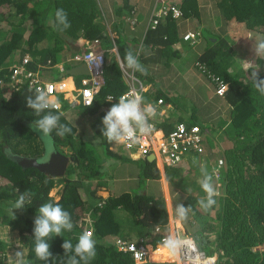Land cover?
Instances as JSON below:
<instances>
[{
    "label": "trees",
    "instance_id": "1",
    "mask_svg": "<svg viewBox=\"0 0 264 264\" xmlns=\"http://www.w3.org/2000/svg\"><path fill=\"white\" fill-rule=\"evenodd\" d=\"M194 2L196 0L182 1L183 14L184 11L186 15L191 13L195 8ZM223 2L227 19H234L264 37V0ZM60 8L66 11L71 25L63 32L54 27L55 12ZM102 9L99 0H0V21L7 25L6 29L0 28V225L6 224L18 231V241L26 250L23 258L27 264H62L64 250L61 244L64 239L75 245L84 231H90L96 241V256L88 264H135L129 253L118 250L115 245L118 237L132 240L118 220L120 212L126 213L136 224L149 228L151 232L144 239L152 244L167 232L169 213L163 196L127 191L111 192L104 198L97 195L96 188L89 189L92 180L96 179L97 185H102L101 179L105 178L102 177L104 160L101 157L106 156L108 142L102 137L101 121L106 111L116 103L109 101L107 96H118L128 89L116 58L106 62L104 83L94 95L92 104L77 105L82 115L91 117L88 122L93 135L100 137L97 146L77 138V127L66 114L70 105L60 97L61 108L51 111L60 115V123L70 127L72 132L61 138L53 131L52 138L53 149L70 157L65 175L49 177L34 167H21L9 156L8 150L33 158H42L47 152L37 134L29 129L30 122L38 117L26 106V96L35 92L24 82L9 84L10 67L19 64L26 54L33 60L29 63L32 69H36L38 64L45 65L48 60L54 64L58 55L68 47L66 39L68 42L80 38L105 39L102 35ZM157 28L149 33L162 32L160 27ZM225 39L219 36L218 48H212L210 57L202 54L199 60L208 80H211L209 75H214L226 83L221 97L230 107L225 137L232 144L223 154L221 191L214 197L216 204L208 211L199 207L197 202L200 198L196 196H187L183 204L191 206V214L200 229L216 233L212 243L202 238L198 245L209 255L216 256V264H264V249L255 248L264 244V95L256 90L249 77L250 71L258 67L259 76L264 78V57L250 54L246 65L238 69L231 51L226 49L228 43ZM215 41H218L217 36ZM122 44L123 41L120 44L117 39L121 57L127 51L136 54L128 43ZM134 73L145 80L146 75ZM75 83L77 87L81 86L79 76L75 77ZM212 84L215 89L216 84ZM214 140L209 139L208 143L213 144ZM100 144L105 145L101 157L95 153ZM113 160L119 161L120 165L123 160L134 162L144 179L160 176L155 163L146 158L116 157ZM57 186L60 193L55 200L50 192ZM17 189L29 191L31 199L23 210H15L14 219L10 208L19 195ZM49 202L58 203L68 211L74 227L71 231L65 230L62 236L49 238L53 257L50 261H41L34 252L33 219L37 209ZM156 226L162 232L154 233ZM198 232L203 235L196 230L192 236ZM205 242L208 248L204 247ZM6 247L7 243L0 238V264H14L9 262ZM151 255L155 260L172 258L161 246Z\"/></svg>",
    "mask_w": 264,
    "mask_h": 264
},
{
    "label": "crops",
    "instance_id": "2",
    "mask_svg": "<svg viewBox=\"0 0 264 264\" xmlns=\"http://www.w3.org/2000/svg\"><path fill=\"white\" fill-rule=\"evenodd\" d=\"M103 1H106L104 4V9H102L103 13L104 11L106 12L104 14V18H106V24H104V20L101 23L103 24L104 30L102 35L105 37V39H101V37L95 39H99V47L104 52L106 61L116 58L118 63H120L121 55L116 45L117 39H120L118 37L119 34L124 38L122 45L128 43L127 45L130 46L131 50H136L135 55L138 59H140L141 64L147 69L145 80L140 79L135 74V76L140 79L142 84L147 88V93H145L143 97V103L144 105L151 104L156 109L155 116L152 117L149 122H153L156 127L166 132L170 130L177 121L184 120L181 117V111L184 108L182 105L185 104H178V106H174L172 104V102L175 101L178 96L184 97L182 100L189 99L192 101L191 98H195L196 100L198 99V105H203L205 103L204 99L209 98V111H200L198 113V115H200L199 119L203 120V122L209 120L211 109L213 113H217L218 117H220V114H222L223 111L230 110L229 105L225 103L221 97L222 95H218L215 92L214 87L211 89L209 94L204 95V91L201 93L200 88L199 90L196 89L197 85H191L183 78L184 73L189 71L192 66L199 67L200 57L203 52H205V50L207 52L212 51V48L206 47V49L202 50L204 47H201L203 41H215V38L208 37L204 30L209 26H211V29L213 30L212 33L215 36L219 35L221 38H226L225 41L228 43V48L226 49L231 51L233 61L238 64V69L239 67L241 69V66L246 65L245 62L246 58L248 57H246L247 55H245V53L246 51L248 52L252 50L253 41L257 38V34H259V32L246 28L244 25L236 22L234 19H227V15L223 11L224 0H196V7L191 9V13L186 15L185 11L184 14L182 11V16L177 18L172 16L162 17V19L159 21V24L157 25V27L161 28L162 32H158L157 34L153 32L149 33L153 29H150L148 25L152 10L155 8V6L159 5V2L162 3L160 0ZM181 3L182 2H180V4ZM221 11L225 17H218ZM138 15H141V19L139 18L141 21H139ZM123 19L125 23L121 24ZM188 31L201 32L199 39L193 45L189 44L188 41L183 40V35ZM92 40H85L81 38L76 40V43H80L78 52H82L86 48L87 43ZM65 49L67 51H71L68 47ZM71 52L75 53L77 51H75L74 48V50ZM243 54L245 57L241 56ZM69 59L68 62L72 63V66L80 64V62H72ZM54 64L55 65L47 67L41 71L42 75L48 80H57L65 76L63 75V71L60 70V66L62 64L59 62ZM62 66L64 71L70 67L69 64H67V66ZM53 69H57L56 74L52 72ZM195 76H197L198 80L202 82L200 79V74L197 73V71H195ZM75 77L77 76H73L72 78L74 81ZM155 78L169 81V83H160V89L154 84ZM173 86H177V88L175 90L169 91V89H171ZM192 86L195 87V89H193ZM157 88L161 93L156 90ZM158 98H162L163 103L158 104ZM66 112L67 117L70 118L69 120L71 122L72 120L74 121L72 123L77 127L78 132L84 130L85 127L90 124L88 120H91V117L82 115L78 110L77 105L68 107ZM190 114L191 112H189V115ZM193 119L197 120L196 117ZM222 124L226 125V120ZM202 129L205 136V129ZM212 143L213 144L208 143V140L205 138V153L202 156L196 157L194 154H189L185 156L179 164L174 166L167 164L163 167L162 165H155L160 174L159 178L144 179L141 176L148 184L144 187L145 189H155V187L157 189H161L162 193L159 196H163L166 200V207L169 212V224L171 225L169 226L170 233H173V220L180 230L188 233L191 236L194 232L190 234L189 229L201 231L204 236L203 239L206 241H211L209 243H212L216 233L213 231L203 230L202 228L200 229L193 219L192 214L189 215V220L187 222L182 223L177 221L174 216L173 203L174 199H176V196L178 195L183 196V201L176 199V203L182 204L187 196H196L201 198L205 195L199 184V181L202 178V165L210 174H212L210 168L211 165H215V167L221 171L223 164L218 165V159L220 158L224 160V152H221L220 149L222 142L218 139L216 141L215 139ZM122 148L118 143H107L106 157L111 159H116V157L136 159L134 155H130L129 152L124 148L128 155L125 154L124 151H122ZM196 159H199V161H196ZM192 161H195L196 166H192ZM135 167V174H133V171L132 174H125L123 177L126 182H129L127 185H120L119 183L112 185L110 181L114 178L107 179V182H105V177L101 179V182H103L102 185H97L96 179L92 180L89 189L96 188L97 195H100L104 198L107 197L111 192H127V189H140V182L142 180L139 178L140 169L137 166ZM213 180H215L214 185L216 188V186L220 185L219 183L221 180V175L220 178H215L213 176ZM118 186H122V188H117ZM216 191H218V194L219 191H221V187H218V189L216 188ZM146 192L147 190L140 191L139 193L146 194ZM152 248V250L156 251V244H152ZM150 261L157 262V264H178L176 259L171 258L166 260H155L152 258V255L150 257Z\"/></svg>",
    "mask_w": 264,
    "mask_h": 264
},
{
    "label": "clouds",
    "instance_id": "3",
    "mask_svg": "<svg viewBox=\"0 0 264 264\" xmlns=\"http://www.w3.org/2000/svg\"><path fill=\"white\" fill-rule=\"evenodd\" d=\"M70 26L66 11L63 8L57 9L54 27L63 32ZM191 32L198 34L195 41L192 42L191 40L184 39V37L183 40L193 45L199 39L201 32ZM253 45L252 52L254 56L264 57V37H257L253 41ZM199 63L200 71L203 72L201 68L202 64L201 62ZM120 67L122 70L130 69L143 75L147 74V69L140 63L132 51H127L120 58ZM249 77L256 90L261 95H264V78L259 76L258 69L250 71ZM58 104L59 101L50 97L47 89L44 88H37L34 95L26 96V106L32 110L35 117H38L30 122L29 129L32 133L37 134V138L45 144L48 152L53 150V131L61 138L72 132L70 127L60 123V115L53 114V111H51L52 109H56ZM155 114V107L151 104L144 105L143 98L140 95L128 93L121 96L118 102L112 104L102 117V127L100 129L102 137L110 144L123 142L137 143L141 137L149 135L152 132L153 126L149 123V120ZM129 154L132 155L130 152ZM213 166L211 165V168ZM201 174L202 178L199 184L205 195L197 203L202 210L208 211L216 204L214 197L218 191H216L213 182V175L203 165L201 166ZM17 191L19 195L10 208L14 219L15 210H23L31 199L29 191L20 192L19 189ZM173 211L176 220L183 223L189 220L192 208L191 206L185 207L182 203H176ZM73 227L74 224L68 211L64 210L58 203H43L37 209V214L33 219L32 234L36 258L41 261H50L53 253L50 251L51 244L49 243V238L62 236L65 230L71 231ZM160 246L167 250L170 257L176 259L178 264H183L185 260L189 264H200L199 255H194L197 252V244L192 237L182 236L176 232L169 233L162 239ZM61 248L64 250L62 264H82V262L83 264H88L96 256V241L93 239V234L90 231L82 232L78 236L75 245L70 240L64 239ZM12 258L14 264H26L22 250L12 252Z\"/></svg>",
    "mask_w": 264,
    "mask_h": 264
},
{
    "label": "built area",
    "instance_id": "4",
    "mask_svg": "<svg viewBox=\"0 0 264 264\" xmlns=\"http://www.w3.org/2000/svg\"><path fill=\"white\" fill-rule=\"evenodd\" d=\"M159 5L151 12L148 27L155 29L159 24L160 19L166 16H172L174 18L182 16V10L180 2L183 0H160ZM197 33L188 31L184 34V39L195 41ZM99 39H93L87 43L86 48L82 52H75L69 59L72 62L85 63L89 74L81 75L80 87L76 86L72 75H65L57 80H48L42 75V70L47 67H51L50 60L45 65H36V69L29 67V63L33 61L29 54L24 55L21 58L19 64H13L10 67L9 84L15 83H26L32 90L37 88L47 89L49 96L59 101L58 107L53 110L61 108V101H67L70 106L82 104L83 106L91 105L93 102L94 95L99 91L100 87L104 83L103 72L106 64L104 52L99 47ZM36 64V63H35ZM120 64V63H119ZM60 70L64 71L63 66H60ZM124 78L127 80L128 89L122 92L118 96L108 95L109 101L118 102L121 96L128 93H135L140 95L142 98L147 93V88L142 84L140 79L135 76V73L128 69L122 70ZM205 72V71H204ZM212 82L216 84L215 92L218 95H223L226 83L214 75H209ZM2 80L0 79V85ZM157 103H163L162 98L157 99ZM153 126V130L149 135L141 137L137 143L123 142L121 144L128 152H130L136 158H147L153 155V161L157 166L162 165H177L183 158L189 154H194L196 157L202 156L205 153L204 148V132L201 126L197 123L190 121H177L173 127L164 132L162 129L156 127L153 122H149ZM223 163L222 159H218V165ZM212 175L215 178H220V171L217 167L211 168ZM173 232L179 233L182 236L192 237L191 235L183 232L179 229L175 222L172 223ZM170 224L167 226V232L161 235L159 240L155 243L156 248L160 247L161 241L170 233ZM162 232L161 228L156 226L154 233ZM184 233V235L182 234ZM194 239V237H192ZM195 240V239H194ZM197 244V243H196ZM115 245L118 250L129 253L135 264H157V262H151L152 243L148 242L146 238L139 237L137 239L129 240L127 238H116ZM264 249V244L260 245ZM194 255H199L200 264H216L217 258L215 255H209L203 249L199 248L197 244V252ZM178 263V261H177ZM27 264V263H26ZM183 264H189L187 260Z\"/></svg>",
    "mask_w": 264,
    "mask_h": 264
},
{
    "label": "rangeland",
    "instance_id": "5",
    "mask_svg": "<svg viewBox=\"0 0 264 264\" xmlns=\"http://www.w3.org/2000/svg\"><path fill=\"white\" fill-rule=\"evenodd\" d=\"M99 2L102 5V8L104 9V4L106 3V1L99 0ZM193 6L196 7V2L193 3ZM105 13H106L105 11H104V13H101L102 18L104 20V24H106V18H104V14ZM216 16H217V14H216ZM221 16L225 17L223 15L222 11L220 12V15L218 17H221ZM139 18L141 19V15L140 16L138 15V19ZM140 19H139V21H141ZM123 23H125L124 19H123V21H121V24H123ZM6 27H7L6 23L4 21H0V28L1 29H6ZM105 28H106V26H105ZM204 30H205V32H206L208 37L215 38V35L212 33L213 30L211 29V26L207 27ZM258 36L261 37L259 34H257V37ZM118 37L120 38L118 40L121 43L124 38L120 34L118 35ZM217 39H218V41H214V42L203 41L202 42L203 44L201 45V47H204V48L202 50L206 49V47H208V48H218V46L220 45L219 36L218 35H217ZM72 54H73V52H71L69 50L67 51L64 48V51L58 55V61L57 62H59L62 65H66V66H67V64H69V66L71 67L72 63L68 62V59L72 57ZM203 54L206 55V56L208 55V57L211 56V53L207 52L206 50H205V52H203ZM250 54L254 55L252 50H250L248 52L246 51V53H245V55H247L246 57H249ZM245 55L243 54L241 56L245 57ZM246 59L249 60V58H246ZM201 68H203V66ZM256 69L259 70L258 67ZM195 71H197V73L200 74V79H201L202 82H200V80H198L197 76H195ZM52 72L54 74H56L57 73V69H53ZM203 72L201 73L200 68L198 66H192V68L189 69V71L184 73L183 78L187 82H189L191 85H194V86L197 85L196 89L199 90V88H200L201 93H203V91H204V95H207V94H209L211 92V89L213 88V84H212V80H208L206 78V76L203 74ZM160 83L161 84H165V83L168 84L169 81H164L163 79H157V78L154 79V84L157 85L159 88H160ZM179 83H181V82H179ZM176 88H177V86H173L171 89H169V91L175 90ZM192 88L195 89V87H193V86H192ZM182 99H184V97L178 96V98L175 101L172 102V104L174 106H178V104H180V105L185 104V105H182V106H184V108L181 111L182 119L197 123L202 128H204L205 129V138L207 140L213 139V138L216 139V141H217V139L220 140L222 142V145H221V148H220L221 152H224L226 150V148L230 147L232 142L227 140L226 137H225V132H226V129H227L228 125L226 124V125L223 126V124H222L226 119H228L229 111H227V110L223 111L222 114H220V117H218L217 113H213L212 109H211L209 120L206 121V122H203V120L199 119L200 115H198V113L200 111H209V109H210L209 108V104H208L209 98H205L204 99L205 103L203 105H198L199 104L198 103V99L196 100L195 98H191L192 101L189 100V99H187V100H182ZM189 112H191L190 115H189ZM194 117H196L197 120L193 119ZM72 122H74V121L72 120ZM78 133H79V136L77 138L80 137L83 140H85L86 142H88L89 144H94V145L97 146L98 143H100V137L96 136V135L95 136L93 135L94 133L91 130L89 125H87L84 130H81ZM45 148H46V146H45ZM121 148H122V146H121ZM64 151L69 153V151L66 148H64ZM97 151H99V152H97ZM97 151H95V153L99 154V156H100V154L103 155L104 152H105V145L102 146L100 144L99 147H97ZM122 151H124V153L128 155V153L125 151L124 148H122ZM101 158H102V160H104L102 162V165H103L102 177H106V179H105L106 181L105 182H107V179L114 178L113 180L110 181V183L112 185L113 184H117V183H119L120 185H123V184L127 185L129 182H126L123 179L125 174H129L130 175V174L133 173V171H134L133 174H135V172H136V167H135L136 164L134 162H131L130 160H123L124 162H121L122 165H120L119 161H115V160H113V159H111L109 157H106L105 155H104V157H101ZM196 161H199V159H196ZM124 163H125V166H123ZM191 164H192V166H196L195 161H192ZM139 178L142 179L141 182H140V189H127L128 192L134 193V194L135 193L140 194L139 193L140 191L147 190L146 194L150 195L152 197H157V196L161 195V193H162L161 189H157L156 187H155V189H145L144 188L148 184L141 177L140 173H139ZM213 181H214V184H215V180H213ZM222 181L223 180H220V183H219L220 185L216 186L217 189H218V187L219 188L221 187ZM126 187H128V186H126ZM117 188H122V186H118ZM99 190H102V189H99ZM59 193H60V189L57 186L56 188L51 190L50 195L53 196L55 198V200H57L59 198L58 197ZM219 194H220V191H219ZM176 199H179V200L183 201V196L182 195H178V196H176ZM176 199H174L173 208H174V205L176 204ZM165 202H166V200H165ZM118 220L120 221V223L123 226L125 232L128 233V236L131 239H137L139 237H144V236L148 235L151 232V230L149 228L141 226L139 224H136L134 222V220L131 217H129L124 212H120V216H119ZM189 232L191 234V233H193L195 231H194V229H189ZM182 234L184 235V233H182ZM0 238L3 239L7 243V247H6L5 251H6V255H7L8 259H9V262L13 261L12 252H14L16 250H22L23 256L25 255L26 250L24 249V247L18 241L19 239H18V231L17 230L11 229L6 224H1L0 225ZM194 238H195L196 243L199 245L200 239L204 238V236L201 235L198 232V234L195 235ZM204 247L208 248L209 245H206V242H205ZM255 248L261 250L262 246L255 247Z\"/></svg>",
    "mask_w": 264,
    "mask_h": 264
},
{
    "label": "water",
    "instance_id": "6",
    "mask_svg": "<svg viewBox=\"0 0 264 264\" xmlns=\"http://www.w3.org/2000/svg\"><path fill=\"white\" fill-rule=\"evenodd\" d=\"M68 48L72 51L75 48V51H78L80 47V43L68 42ZM89 70L85 63H80L78 65H74L63 71V75H72V76H80V75H88ZM9 156L15 160L21 167H34L38 169L43 174L53 177L60 178L63 177L66 173L67 166L70 161V157L65 153H62L58 150H52L51 152H46L42 158H33L22 156L17 153H12L8 150ZM153 155L147 157V160L152 162Z\"/></svg>",
    "mask_w": 264,
    "mask_h": 264
},
{
    "label": "bare ground",
    "instance_id": "7",
    "mask_svg": "<svg viewBox=\"0 0 264 264\" xmlns=\"http://www.w3.org/2000/svg\"><path fill=\"white\" fill-rule=\"evenodd\" d=\"M172 222H174V221L172 220Z\"/></svg>",
    "mask_w": 264,
    "mask_h": 264
}]
</instances>
